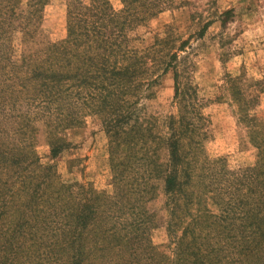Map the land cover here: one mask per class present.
Returning a JSON list of instances; mask_svg holds the SVG:
<instances>
[{
	"label": "rangeland",
	"instance_id": "rangeland-1",
	"mask_svg": "<svg viewBox=\"0 0 264 264\" xmlns=\"http://www.w3.org/2000/svg\"><path fill=\"white\" fill-rule=\"evenodd\" d=\"M18 1L15 9L27 16L28 0ZM42 1L34 48L31 42L22 46V34H11L10 58L0 61V153L19 159L11 167L12 177L23 175L0 180V264H77L72 262L77 254L73 249L80 242L73 247L71 242L79 231L78 216H94L97 224L117 231L123 229L119 223H130L120 211L135 201L121 198L120 185L113 180L108 132L112 123L108 124L107 115L111 105L132 121L140 118L160 130L179 112L190 119L198 142L189 147L194 156L189 154L190 175L183 181L192 184L200 209L218 215L231 196L234 211H239V202L246 197L252 200L250 185L247 194L239 183L258 163L247 130L249 119L264 125V0H106L111 12L106 11L124 24L121 28L115 23L121 34L108 25L98 32V27L93 31L88 25L85 36L76 16L68 21V8L80 14L88 10L84 0ZM68 25L79 41L74 48L77 57L71 56V70L45 62L47 48L66 40ZM120 36L112 54L103 46L89 54V48L87 52L81 45L86 40ZM0 49L7 50V44ZM36 57L40 70L51 69L56 77L49 89L53 96L44 102L39 93L45 89L24 65L34 63ZM106 57L110 66L117 61L132 73L125 86L109 93L100 89L105 83L102 79V83L81 86L79 75H95L97 70L91 67L98 64L96 59L102 62ZM137 83L148 87L137 89ZM108 94L111 98L106 99ZM243 105H248L245 113L240 112ZM28 119L31 124L23 126ZM17 150L26 160L17 156ZM7 170L0 167V175H7ZM24 176L38 180L24 182ZM155 182L157 188L145 198L153 226L143 229L138 238L146 239L141 254L138 250L132 256L127 247H107L100 258L88 247L80 264H191L180 260L192 243L190 233L182 232L186 223L167 227L174 216L168 211L162 183ZM239 188L241 194L235 198ZM94 204L107 211L104 218L88 212ZM206 220L212 221L203 215L199 224L205 227ZM224 224L227 227L219 240L202 239L208 230H197L201 239L196 244L201 250L218 246L230 253L232 247L228 263L239 264L234 256L236 231L227 229L234 227L230 223ZM174 239L183 244L181 251H174ZM50 241L59 245L52 247ZM109 255L112 258L107 260ZM262 256V261L252 257L241 264H264V246ZM209 261L215 264L217 258Z\"/></svg>",
	"mask_w": 264,
	"mask_h": 264
},
{
	"label": "trees",
	"instance_id": "trees-1",
	"mask_svg": "<svg viewBox=\"0 0 264 264\" xmlns=\"http://www.w3.org/2000/svg\"><path fill=\"white\" fill-rule=\"evenodd\" d=\"M84 1L89 7H87V11L81 14L76 10L71 12V8H68V21L75 20L77 17V23L81 24L84 36L87 33L88 25L92 26L93 31H95V27H98L97 32L99 28L106 29L108 25L112 27V32L115 31L121 34V28L124 24L120 23L114 14L106 11L107 9L111 12L106 0ZM19 2L18 0H0V46L7 44V50L2 51L0 49V61L10 58L11 48L9 47V42L11 34V37L15 33L22 34V46L30 42L32 49L35 46L33 38L40 24L41 7L44 1L28 0L26 7H28L30 12L27 16L15 9V5H18ZM105 21L106 24H104ZM116 22L121 25V28L115 25ZM69 26V34L66 40L59 44L50 45L47 48L46 53L48 57L45 58V62H50L51 66L58 64L59 67H67L71 70V67L74 65V62H71V56L77 57L74 53V48L79 41L77 38H73L75 32ZM120 39L121 36L113 40L109 39L108 41L88 42L86 40L82 41L81 45L84 46L87 52L89 48V54H92L93 50H97V48L102 46L105 52L112 54L116 47L114 44ZM25 59L23 57V60ZM96 61H98V64L95 67H91L97 70V73L93 75L94 77L79 75L81 86L85 82L88 84L102 83V79L105 83L100 89L104 93L120 91L125 86L126 77L132 75V73L125 71L124 66L120 65L117 61L110 66L109 57H106L105 61L102 62L99 61V58ZM24 65L29 67V71L34 78H38L37 85L41 84V87L45 89V92L39 93L43 96L40 100L44 102L46 98H51L53 95L49 89H51L52 82L56 81L55 72H52L51 69L42 72L37 57L34 63H24ZM144 86L148 87L147 84L137 83V89H141ZM109 98H111L110 94H108L106 99ZM46 104L47 102L43 103L42 106ZM104 104L106 103L104 102ZM239 108L240 112L245 113L248 105H243ZM107 110V115H109L108 124L112 123L108 126V132L111 139L110 156L114 171L113 180L120 185L118 191L123 194L121 198L129 196L135 202L127 209L120 211L121 214H125L130 219V223L128 221L119 223L123 226L121 231H117L114 227L108 229L102 227L97 224L94 216L88 217L84 214L78 216L77 227L79 231L74 233L71 244L73 247V245L76 246V243L80 242V246L77 249H73L77 254L72 257V262L77 261V264H80V261L84 259V254L88 247L91 248V252L98 253L100 258H102V253L107 247H118L119 249L127 247L131 251L132 256L138 250L140 251L138 254H141L142 245L146 239L142 237L141 240H138V238L140 235H143V229L147 230L153 226L152 215L145 210V198L147 197L148 200V196H151L154 189L157 188L154 185L155 181L162 183L161 190L169 204L168 211L174 216L167 227L173 225L180 228L183 223H186L182 227L184 228L182 232H189L191 235L190 242L192 243L186 246L185 252L180 258L182 262L188 259L191 261V264H212L209 260L214 257L217 258L215 264H229L228 258L232 257V247H230V253L224 252L218 246H209L207 249L201 250L196 244V241L201 239L199 235H196V231H199V229L208 230L202 239H209L212 236L214 240H219L227 227L224 222L234 226L227 229L236 231L237 237H234L233 240L236 242L234 256L237 262L241 264L252 257H258L262 261L264 246V125L260 127L259 125H255L252 119H249L250 128L247 130L250 132V143H252V146L258 152V163L254 170L244 173L240 178L244 182L239 183V186L246 189L245 193L247 192V194L249 192L248 185H250V191L254 193V197L252 200L246 197L247 200L245 202H239L241 205L239 211L236 209L234 211V203H231L233 196H231V200H228L230 203L223 208L222 212L216 215L206 209L202 210L199 208L200 203L191 188L192 184L183 181L189 178L190 175L188 172L190 164L187 160L189 154L193 155V153L189 147L196 143V141L198 142L194 136V126L190 124V119L183 115V112H179L175 117H169L161 126L162 131L158 126H150L149 124L148 127V123L140 118H135L132 121L131 116L117 113V109L112 105ZM25 124H31V121L28 119V121L23 122V126H26ZM56 146L57 143L55 141L52 144V149H50L51 155L54 154ZM17 153L20 154L17 155L18 157L26 160L21 151L17 150ZM18 163L19 159L15 155L6 157L4 153H0V167L8 169L5 171L7 175L3 173L0 175V180L7 181L14 180L12 178L22 177L23 175L19 177H12L10 175L12 171L11 167L17 166ZM135 177H142L143 180L138 181ZM22 180L24 182L29 180L35 182L38 178L24 176ZM237 193L241 194L240 188L234 193L235 198L237 197ZM116 198L120 197L117 196ZM87 210L89 213L96 214L102 218L107 213L106 210L100 209L96 204L89 206ZM191 210L196 214L193 215ZM186 213H191L189 214L191 217H185L187 216L185 215ZM236 214L238 215L237 218L233 216ZM203 215H207V219L212 220L211 222H207L206 220L205 227L199 224ZM174 218L177 220H174ZM229 219H234L235 223ZM219 222H223V225L218 224ZM119 224L116 225V228L119 227ZM190 235L188 234L186 238H189ZM180 239L181 237L177 240L179 241ZM51 244L52 247L53 245H59L54 242H51ZM173 245L174 251L175 248L177 251H181L183 248V244L181 242L176 244L175 239ZM142 254L144 253L142 252ZM129 257L131 258L130 255ZM111 258L109 255L107 260Z\"/></svg>",
	"mask_w": 264,
	"mask_h": 264
}]
</instances>
